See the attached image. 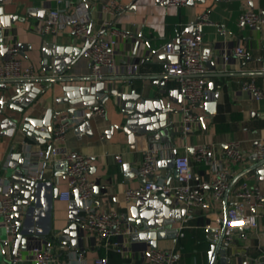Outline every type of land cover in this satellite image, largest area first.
Masks as SVG:
<instances>
[{"label": "crops", "instance_id": "1", "mask_svg": "<svg viewBox=\"0 0 264 264\" xmlns=\"http://www.w3.org/2000/svg\"><path fill=\"white\" fill-rule=\"evenodd\" d=\"M77 1L2 0L0 2V61L7 56V52H3V45L5 47L17 45L20 48L23 65L32 64L38 76L54 74L44 69L43 43L53 42L65 47L78 48L79 51L88 41H92L89 37H109L110 28L105 24L109 20L127 35L118 38L112 50L115 67L111 71L104 68V75L128 74L129 65L133 66L137 63L139 68L133 73L143 76L164 70V66L170 62V57L176 55V53L167 54L165 52L166 43L176 40L183 33H192L191 23L208 12L211 22L204 27L202 51L207 65L209 98L215 101L214 106H207L205 104L207 98L203 99L194 106L198 118L190 131L176 136L173 142H157L150 145L166 146L158 159L164 164L163 167L159 166V175L172 181L176 177L174 166L169 167L173 151L190 156L196 181L211 182L214 178L212 166L215 164L229 171L231 183L237 174L253 164L252 156L256 154L258 141L264 140V70L261 69L264 59V26H241L238 20L245 10L263 12L264 0H187L181 5L159 4L155 0H117L124 5V9L113 17L104 9L105 3L109 0H87L91 14L87 34L76 35L69 24L54 33L44 34L40 31L39 27L49 9L61 8L71 12ZM220 23L226 25L225 34L218 30L217 24ZM147 43L152 49L160 50L153 54L148 49ZM225 44L229 48L241 44L246 54L243 57L232 55L227 62H224L221 52ZM158 54L166 55L162 65H154L147 61L148 57L151 61H156ZM216 54L221 57H217ZM211 60H214L215 64L209 67L208 61ZM219 71L225 72L226 75L213 74ZM67 74L78 77L91 75L89 59L83 54L77 65ZM252 78L263 90V96L260 99H255L251 92L242 88V83ZM153 82L152 78L107 79L104 84L108 90L118 88L127 92L139 91L141 87L150 88L155 96H160V87L152 85ZM164 82L167 93L162 96V99L166 104L169 103L172 107L181 109L185 99L178 82L174 78L166 79ZM72 83L84 84L88 81ZM62 84H55L54 89L50 88L44 94L37 95L33 102L35 111L32 115L42 117L49 108H52V124H55L60 114L68 111L70 107L68 102H57L63 94ZM44 85L46 84L42 86ZM169 90L172 91V96ZM1 93L0 88V95ZM117 102H119L117 96L108 97L103 104L105 115L94 114L95 116L87 127L77 126L83 118L72 125L62 145L67 149L84 153L90 158L89 175L95 181L94 203L96 207L102 211L118 210L129 213L133 201L127 200L125 191L143 184V176L133 170L139 168L145 151L140 149L142 145L140 140H136L131 146L129 135L117 128L123 120V115L119 112L121 106ZM7 110L14 113L9 108ZM211 110L215 111L209 113ZM182 118L183 113L178 116L179 122ZM1 130L0 127V132ZM231 141L240 142L245 151V157L240 162H234L225 156L226 144ZM51 143L50 139L43 144H38L27 138L21 130L13 136L0 134V160L4 161L5 158H9L11 150L14 153L21 152L26 155L31 153L32 158L36 160L38 151L48 150ZM202 145L207 147V159L198 161L196 154ZM117 154L122 155V161L116 159ZM7 178L12 181L11 177ZM246 180L264 189V180L258 181L255 171L251 170L240 177L220 200L213 199L210 186H207L205 190V204L186 206L174 198L177 206H185L191 211L182 214L180 221L174 222V226L177 227L176 235L158 238L156 247L174 249L178 256L175 264H208L212 245L209 237L215 232L221 233L225 210L233 205L235 191ZM68 187L69 175L66 164L63 161L48 163L39 182L37 192L39 203L34 204V208L28 213L20 215L21 229L25 233L34 230L38 234L34 237L33 244L49 248L54 252L56 260L53 264H69L67 253L72 249L82 250L88 264H93L95 258L104 255L108 256L111 264H121L125 261L149 264L148 252L153 247L144 246L142 241H132L128 234L122 242L123 252L115 248H106L96 236L87 231L85 218L81 211L79 216L82 218L78 217V219L84 225L82 244L76 248H70L69 245L63 246L59 243L56 238L59 232L69 225L71 201L74 199L73 196L70 200H62L59 193ZM56 188L58 189L57 196L55 195ZM1 198L2 190H0ZM256 211L259 215L256 228L245 232L237 229L233 231V240L226 247L227 256L231 259L227 264H248L264 249V201L256 208ZM1 229L4 228L0 215V234ZM136 229L134 227L133 230ZM3 233L6 238L5 230ZM41 239H46L47 242ZM24 247L22 243L19 249L23 254L31 249ZM13 248L14 243L11 242L7 247L8 257ZM220 259L221 254L218 255L216 264H222ZM0 264L9 263L0 260ZM13 264L36 263L23 258Z\"/></svg>", "mask_w": 264, "mask_h": 264}, {"label": "built area", "instance_id": "2", "mask_svg": "<svg viewBox=\"0 0 264 264\" xmlns=\"http://www.w3.org/2000/svg\"><path fill=\"white\" fill-rule=\"evenodd\" d=\"M159 4L181 5L187 0H155ZM105 11L111 16H115L124 9V5L117 0H109L104 5ZM91 20L90 6L87 0H78L73 10L61 8H51L39 27L44 34L54 33L61 30L67 24L72 28L76 35L87 34ZM209 13L206 12L194 22L192 33H183L176 40H171L165 45L167 54L176 53L178 59L175 62L168 63L167 73L174 77L178 82L180 91L184 97L181 110L183 118L181 128L184 132L192 129L193 123L198 116L194 111V106L200 103L210 94L208 80L206 78L207 65L203 56L202 43L203 31L206 24L210 23ZM241 26H264V11L245 10L238 20ZM105 24L110 28V35L106 38L89 37L93 43L84 50V55L89 59L91 74L95 76L104 75V68L110 71L115 67L113 48L118 42V38L126 36L127 33L115 26L109 20ZM218 30L225 34L227 32L224 23L217 24ZM90 36V35H89ZM179 46L177 49L176 46ZM222 58L227 62L231 56L243 57L246 54L245 48L241 44L229 48L223 45ZM218 54V56L221 57ZM264 70V59L261 64ZM139 68L137 63L133 65V71ZM38 76L36 68L30 65H23L20 58V48L17 45L8 46L7 56L0 61V79L11 78H31ZM242 88L251 92L255 99L263 96V90L252 78L242 83ZM104 97V96H102ZM95 115H105V108L100 106L93 110ZM85 115V112H76L69 114L62 112L55 122L49 126L51 134V145L48 150L41 149L37 153L36 160L32 158L33 154L26 155L25 172L27 176L38 180L42 177L45 166L55 161H63L66 164V170L69 175V187L59 193L62 200H70L75 192H78V199L81 202V212L85 218L86 229L89 233L97 237L98 241L106 248H115L123 252L122 242L124 237L134 229L124 212L118 210H99L94 203L95 181L89 175L90 158L81 152L70 150L62 144L70 127L78 123ZM166 146L152 144L144 152L143 159L139 166L140 174L146 178V183L139 187L128 188L125 191V197L128 201L150 194L154 196L158 193H165L173 196L178 202L186 206L205 204L206 187L210 186L214 200H220L226 193L230 185V173L221 166L213 165L214 178L211 182L196 181L192 167L191 158L188 154H180L173 151L175 159L174 168L177 176L172 181L159 175L160 168L158 159ZM255 153L258 158L264 157V140H259ZM14 151L9 152V157ZM207 147L200 146L196 159L198 161L207 159ZM225 156L234 162H240L245 157V151L240 142L231 141L226 144ZM116 159L122 161V155L117 154ZM2 198L0 199V215L3 219V227L6 233V239L9 243L13 242L18 234V228L14 213L16 211V200L12 194L13 183L3 177L1 180ZM235 201L227 209L226 234L225 238L232 241L235 229L245 232L246 230L256 228L259 223V215L256 208L261 206L264 201V189L258 184L243 181L234 193ZM219 233L215 232L209 237L211 241L217 240ZM41 241L47 242L46 239ZM69 264H88L82 250H70L67 253ZM177 253L174 249L153 247L148 252L149 264H175ZM26 258L36 264H53L56 260L54 252L41 245H34L25 254L18 252L13 263ZM93 264H111L108 256H99L95 258ZM121 264H135L131 261H125ZM248 264H264V249L260 254L252 259Z\"/></svg>", "mask_w": 264, "mask_h": 264}, {"label": "water", "instance_id": "3", "mask_svg": "<svg viewBox=\"0 0 264 264\" xmlns=\"http://www.w3.org/2000/svg\"><path fill=\"white\" fill-rule=\"evenodd\" d=\"M92 43L93 41H88L78 51V48L45 42L42 47L44 69L54 74L31 78L0 79V88L2 89L0 95V127L2 130L0 134L13 136L18 130H21L27 138L38 144H43L47 140H50L49 126L52 124L53 109L49 108L44 116L37 117L32 115L35 111L33 102L38 94H44L50 88L54 89L55 84L58 83H63L61 86L63 94L57 102H68L70 104L67 113L72 115L76 112H85L83 120L77 124L81 128L90 125L95 116L93 110L103 106L108 97L117 96L119 101L117 103L121 106L119 112L123 115V120L120 125H117V128L129 135L131 146L134 145L136 140H140L142 142L140 149L145 151L151 143L173 142L176 136L184 134L181 122L178 120V116L182 113V110L172 107L169 103L166 104L162 99V96L167 93L164 80L174 78L167 73L168 64L164 66V70H158L143 76L134 74L132 65H129L127 68L129 73L122 76H95L91 74L85 77H78L67 74L77 65L84 50ZM146 45L153 54H156L160 50L152 49L148 43ZM176 48L178 49L179 46L177 45ZM7 50L8 47L3 45V52L6 53ZM216 56L218 57V54ZM165 57V54H158L156 61H151L150 57L146 59L149 63L159 66L164 63ZM177 59L178 56L174 55L170 57L169 63L175 62ZM214 64V60L208 61L209 67L214 66ZM213 74L226 75L222 71ZM135 78L154 79L152 85L160 87V96H155L150 88L145 87H141L139 91L133 90L131 92L121 91L118 88H111L109 90L105 88L104 81L107 79L132 80ZM74 81H88V83L74 84L72 83ZM44 83L46 85L42 86ZM210 86L212 88L211 84ZM169 93L172 96L171 90H169ZM104 94L106 96L102 97ZM206 98L205 104L207 106H214L215 101L211 100L209 96ZM8 108L14 113L8 112ZM214 111L211 110L209 113ZM252 157L253 164L231 180L227 192L240 177L251 170L255 171L258 181L264 180V157L258 158L256 154H253ZM25 162L26 154H22L21 152L14 153L11 157L5 158L4 161L0 160V183L4 176L11 177L13 181L12 194L16 200L14 216L18 234L13 241L14 248L10 257L7 256V247L10 243L5 238L4 229H1L2 232L0 234V260H5L9 264H13V260L18 255L22 243L25 246L24 248H32L34 246L32 241L34 237L38 236L34 230L25 233L21 229L20 215L28 213L34 208V204L39 203L37 192L41 180V178L35 180L27 176L24 168ZM174 163L175 159L173 157L169 160V167L174 166ZM158 166H164L162 160H158ZM133 171L140 174L139 168H135ZM175 175L177 176L176 170ZM146 181V178L143 177V184ZM55 195H58L57 188L55 189ZM129 210V213H125L127 221L133 228H137L136 230H132L129 236L132 241H142V244L147 247H156L158 238H165L169 235L175 236L177 227L174 226V222L180 221L182 214L184 215L187 211H191L185 206H177L173 196L162 192L154 196L146 194L135 198ZM80 211L81 202L78 199V192L76 191L74 199L71 201L69 225L62 229L56 238L63 246L69 245L70 248H76L82 244L84 225L78 219V217L82 218V216H79ZM226 221L227 209L222 220L223 228L221 233L217 240L212 241L208 264H216L219 254H221L220 262L222 264H227L231 261L226 252V247L231 242L225 240Z\"/></svg>", "mask_w": 264, "mask_h": 264}, {"label": "rangeland", "instance_id": "4", "mask_svg": "<svg viewBox=\"0 0 264 264\" xmlns=\"http://www.w3.org/2000/svg\"><path fill=\"white\" fill-rule=\"evenodd\" d=\"M5 230V229H4Z\"/></svg>", "mask_w": 264, "mask_h": 264}]
</instances>
